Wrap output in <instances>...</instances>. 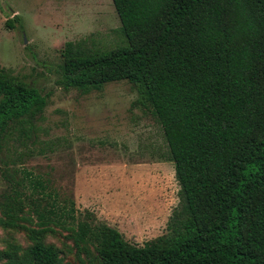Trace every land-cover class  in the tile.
I'll list each match as a JSON object with an SVG mask.
<instances>
[{"label":"trees","instance_id":"16d2710c","mask_svg":"<svg viewBox=\"0 0 264 264\" xmlns=\"http://www.w3.org/2000/svg\"><path fill=\"white\" fill-rule=\"evenodd\" d=\"M112 3L126 43L66 41L60 82L82 93L112 81L133 85L136 102L162 127L179 186L167 232L130 243L105 223L80 219L43 175L9 169L0 225L24 229L30 244L9 242L0 264H72L45 241L54 228L91 244L101 264H264V0ZM45 104L36 86L0 67V139L12 124L28 136ZM24 205L34 226L17 221Z\"/></svg>","mask_w":264,"mask_h":264},{"label":"rangeland","instance_id":"374dc122","mask_svg":"<svg viewBox=\"0 0 264 264\" xmlns=\"http://www.w3.org/2000/svg\"><path fill=\"white\" fill-rule=\"evenodd\" d=\"M119 26L112 0H0V67L46 95L28 136L12 124L0 139L1 218L11 190L3 171L26 168L72 199L80 219L105 223L130 243L143 245L167 232L179 186L162 127L136 102L133 85L112 81L82 93L60 82L66 41L110 49L126 43ZM15 215L18 223L35 225L27 205ZM45 241L65 262L76 264L80 257L101 264L91 244L75 243L72 230L54 228ZM9 242L30 244L24 229L0 225V249Z\"/></svg>","mask_w":264,"mask_h":264},{"label":"water","instance_id":"95a60500","mask_svg":"<svg viewBox=\"0 0 264 264\" xmlns=\"http://www.w3.org/2000/svg\"><path fill=\"white\" fill-rule=\"evenodd\" d=\"M24 42H26V39H24Z\"/></svg>","mask_w":264,"mask_h":264}]
</instances>
